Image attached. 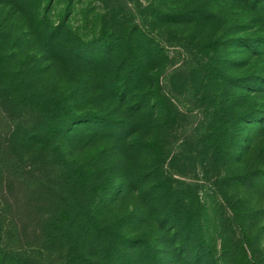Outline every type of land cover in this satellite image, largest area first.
I'll return each instance as SVG.
<instances>
[{"label":"rangeland","instance_id":"374dc122","mask_svg":"<svg viewBox=\"0 0 264 264\" xmlns=\"http://www.w3.org/2000/svg\"><path fill=\"white\" fill-rule=\"evenodd\" d=\"M170 14L178 16L174 23L158 18ZM115 30L123 42L113 52L112 60L123 68L116 74L134 79L138 87L130 102L146 107L137 151L106 154L105 139L87 144L78 135L53 139L49 147L59 148L67 167L115 171L114 191L122 194L105 195L93 221L81 216L67 224L62 213L69 205L89 206L73 198L71 178L65 196L54 187L3 180L18 256L36 248L47 264H119L117 240L108 243L98 229L122 215L130 216L125 233L150 237V184L158 173L148 146L152 118L158 142L170 144L172 164L167 160L162 171L185 182L175 185L191 201L196 236L206 246L194 242L182 264H195L198 249L211 253L215 264H264V0H0V137L9 157L41 155L34 142L33 148L25 146V139L39 137L28 129L44 123L33 107L36 99L64 96L73 113L103 112L97 71L86 63L91 53L104 57L103 49L117 45ZM44 31H52L48 39ZM77 46H87L81 53L85 60ZM19 78L23 87L15 85ZM157 80L160 88L154 92L150 85ZM17 89L21 98L15 97ZM192 229L186 232L193 234ZM230 255L240 256L231 260Z\"/></svg>","mask_w":264,"mask_h":264},{"label":"trees","instance_id":"16d2710c","mask_svg":"<svg viewBox=\"0 0 264 264\" xmlns=\"http://www.w3.org/2000/svg\"><path fill=\"white\" fill-rule=\"evenodd\" d=\"M177 17L170 14L167 17L159 15L158 18L166 23H174ZM51 32L44 31L43 37L48 39ZM119 33L115 30L114 38L118 40L117 45L114 44L108 46L106 50L103 49L104 57L99 55V58V56H94L91 53V57L87 59L88 63H86L87 68H93L97 71V75H95V80L98 82V85L95 84L96 97L106 101V108L103 112L73 113L67 98L64 96L40 98L36 99L34 103L31 101V103L39 112L44 123L41 122L40 129H28L30 134H39L38 140L29 141L25 139V146L33 148V142L34 146H38L36 149L41 152L40 156L31 153L25 159L9 157L7 143L0 137V264H36V262L47 264L45 262L46 255L42 249H23L21 254L25 259L18 256L20 247L16 246L18 242L16 221L11 213V206L4 200L2 195L3 180L25 182L29 186L39 184L40 187L46 186L50 189L54 187L59 195L63 194L65 196L67 194L66 189L71 188L69 186L71 178L73 198L76 201L82 199L85 203H89V206L88 209L82 210L78 207L82 204L80 202L77 203V206L75 204L69 205L66 209L68 211L62 213L67 224L74 221L75 217L79 218L81 216L93 221L95 207L103 202L104 196L111 193L112 190L116 193L114 191L116 190V188L114 189V182L117 179L115 171L105 172L100 166L93 167L94 169H86L82 166L77 168L67 167L62 163L63 159L59 155V148L56 146L49 147L51 146L49 143L59 137L71 138V135H78L85 136L87 144L105 139L104 142L107 147L105 146L102 152L106 154L118 150L130 156V154H134L135 150L137 151V144L142 142L141 137L145 134L143 128H146V126L141 119L142 115L145 114L146 107L143 102H139L137 107L130 102L136 95L138 87L134 83V79L132 77L120 78L116 74L117 71L123 69L120 63L118 64L112 60L115 58L113 52H117L118 47L123 44ZM60 39L65 42L64 35H61ZM76 48L78 56L85 60L81 53L86 52L87 46H77ZM93 48L95 51L96 47ZM98 50L101 52V49ZM107 68L114 70L115 75L113 73L106 76L102 74V71ZM8 70L10 73L13 72L11 66ZM15 76L19 77V71L13 77ZM23 83L22 78L15 81L16 86H21ZM150 86H152L153 91L155 90L154 92L158 91V87L160 88L159 80L153 82ZM101 87H103L102 92H99ZM159 92L162 93V90L159 89ZM16 96L20 98L22 96V92L18 89ZM25 98H30V96ZM152 112L151 117L153 116ZM171 113L173 111L170 107V117ZM42 127H44L43 131H41ZM157 130L159 131L158 126L151 118L150 144L148 146H150L153 171H158V173L156 175L152 174L151 177L153 178L150 184V237L144 232H138L139 234L136 232L132 235L125 233L130 216L124 215L118 216L111 227L98 229L100 230L98 232L106 233L105 237L108 243L117 240L115 242L116 249L121 252L118 259L119 264H169L171 261L175 264L177 262L182 264L187 249L194 245V242L201 243L203 249H206L204 242L201 241L202 239L196 236L198 233L196 232L198 230V227H196L198 216L190 212L191 201L189 204V201L187 202V198H185L187 194L183 193L182 187L175 185V182L184 184L185 182L174 180L173 174L162 171V165L167 160L168 165L172 164V157L169 158L171 153L168 151L170 144L166 141L163 143L158 142L160 138H156L155 132ZM108 148L112 151L108 152ZM132 185L133 183H128V186L131 187ZM122 191L116 193V199L121 196ZM91 223L93 225V222ZM187 229H192L194 233H187ZM60 232L67 235L66 228H62ZM112 235H115V238ZM238 256L240 255H230V259L235 260L234 258ZM241 256L244 258V254ZM67 258L72 261L74 259L73 254L71 253ZM203 259H206V264H215L212 261L211 253H203L201 249H198L195 264L203 263Z\"/></svg>","mask_w":264,"mask_h":264}]
</instances>
